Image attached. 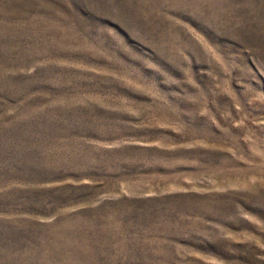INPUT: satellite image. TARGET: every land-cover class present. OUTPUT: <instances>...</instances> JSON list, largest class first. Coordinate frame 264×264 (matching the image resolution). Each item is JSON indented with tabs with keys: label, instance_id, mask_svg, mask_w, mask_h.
<instances>
[{
	"label": "rangeland",
	"instance_id": "374dc122",
	"mask_svg": "<svg viewBox=\"0 0 264 264\" xmlns=\"http://www.w3.org/2000/svg\"><path fill=\"white\" fill-rule=\"evenodd\" d=\"M0 264H264V0H0Z\"/></svg>",
	"mask_w": 264,
	"mask_h": 264
}]
</instances>
